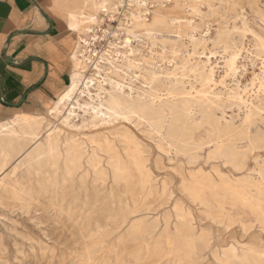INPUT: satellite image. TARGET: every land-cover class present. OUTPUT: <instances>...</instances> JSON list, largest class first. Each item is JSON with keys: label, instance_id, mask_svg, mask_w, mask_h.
Instances as JSON below:
<instances>
[{"label": "rangeland", "instance_id": "rangeland-1", "mask_svg": "<svg viewBox=\"0 0 264 264\" xmlns=\"http://www.w3.org/2000/svg\"><path fill=\"white\" fill-rule=\"evenodd\" d=\"M144 1L146 5L142 6ZM257 2L264 10V0ZM131 9L143 10L147 15L145 22L131 26L140 35L133 42L132 51L129 47H121L126 32L125 28L118 26L126 22L127 12ZM125 10L124 13L116 12L113 20L102 23L100 37L95 44H91V48L97 57L111 48L109 41H114L124 55L116 67L125 65L127 59L140 63L138 72L131 70L128 78V84L137 92L154 80L182 74L181 66L188 57L187 50L191 49L192 36L197 39L210 36L212 40H217L216 29L220 22L232 26L240 21L234 0H135L131 6L126 5ZM243 12L252 27L264 37V20L250 11L247 2ZM105 29L107 35L104 37ZM234 38H238L236 34ZM246 41L247 47H250L249 39ZM129 51L132 53L128 54ZM238 64L242 86L251 89L254 76L261 69V60L256 57L240 58ZM87 73L93 74L94 70L89 68ZM223 75L220 68L217 76L222 78ZM67 86L48 103L47 110L37 106L29 110L10 109L0 114V120H4L16 112L42 113L44 123L41 135L52 127L62 140H75L84 150L81 168L69 177L60 162L55 182L50 183L45 191L40 190L44 173L38 167H30L22 154L12 156L0 170V264H161L159 250L168 247L163 233L165 218L172 215L178 202L193 215L197 232L203 233L209 244L203 250L205 259L199 264H213V249L221 250L236 242L255 244L264 251V231L256 216L249 207L231 199L229 189L215 170L214 165H218L219 170L228 172L224 165L201 161L192 177L190 170L193 167L182 156L171 159L158 148L145 126L137 125L136 121L112 120L97 126L84 124L90 114L84 115L81 110L79 116L72 120V125L63 124L50 108ZM84 100H87L86 97ZM223 100L227 104V113L238 119L239 108L228 95L223 94ZM109 150L122 154L128 163L127 154L140 152L151 170V183L142 187L138 182L139 174L132 171V182L117 184L108 166ZM95 156L100 160L98 169L105 170L106 180L101 173L96 174L90 164ZM249 165H255L253 159L249 160ZM200 167L202 170H198ZM235 175L240 176L241 173L235 172ZM195 179L196 182H192ZM183 182L197 189L201 199L209 206L192 197ZM220 200L224 203L223 208L220 207ZM157 218L159 226L147 239L148 246L145 245L144 232L129 234L131 223L136 222L134 220L153 221ZM172 220L169 229L174 233ZM243 224L251 228L246 232Z\"/></svg>", "mask_w": 264, "mask_h": 264}, {"label": "bare ground", "instance_id": "bare-ground-1", "mask_svg": "<svg viewBox=\"0 0 264 264\" xmlns=\"http://www.w3.org/2000/svg\"><path fill=\"white\" fill-rule=\"evenodd\" d=\"M133 2L135 0H90L89 10L85 8L79 14H69V25L79 31L80 40L71 55L72 73L68 87L52 104L51 113L65 125H72V120L79 116L81 110L85 112L84 115L90 114L88 122H83L84 124L97 126L112 120L136 121L137 125L145 126L153 135L158 148L171 159L182 156L193 167L190 170L192 177L201 161L224 165L228 172L219 170L216 167L218 165L214 167L220 180L229 189L231 199L249 207L264 231V37L252 27L243 9L247 2L250 11L262 20L264 10L257 0H234L239 22L232 26L220 22L216 29L217 40H212L210 36L199 39L192 36L191 49L187 50L188 57L181 66L182 74L178 76L175 73L170 77L154 80L137 92L128 84V78L131 70L138 72L140 63L127 59L125 65L116 67V63L124 55L118 48L119 44L114 41H109L111 48L97 57L95 50L91 48V44H95L100 37L102 23L113 20L116 12L124 13L126 5L131 6ZM143 5H146L145 1ZM146 19L147 15L143 10L131 9L127 12L126 22L118 25L125 28L126 32L120 43L121 47L132 49L133 42L140 35L131 26L145 22ZM209 30L210 27L208 32ZM235 34L237 39L234 38ZM106 35L105 29L103 36ZM246 39H249L250 47H247ZM246 57L261 60V69L256 72L251 89L244 88L238 77V60ZM89 68L94 70L93 74L87 73ZM220 68L224 72L222 78L217 76ZM250 91L253 93L248 94ZM223 94L228 95L239 108L238 119L227 113ZM85 97L87 100H84ZM43 123V116L18 114L10 123L0 124V170L12 156L22 154L30 167H38L44 173L40 190L45 191L50 183L55 182L60 162L69 177L81 168L84 150L75 140H62L52 127H48L45 134L41 135ZM125 138L127 139L126 136ZM130 153H126L128 163L122 154L108 151V166L114 181L117 184L122 181L130 183L133 181L131 173L136 171L139 174V184L142 187L148 185L152 177L147 159L140 152ZM96 156L90 164L95 173H101L106 180L105 170L97 167L100 160ZM250 159L255 163L253 167L249 165ZM235 172L241 175L236 176ZM192 182H196V179ZM183 186L192 197L209 206L201 199L197 189L185 182ZM112 192L114 193L113 190ZM178 203L174 206L172 215L164 217L163 233L168 247L159 250V260L161 264H199L205 259L203 250L209 244L205 241V235L197 232L193 215ZM219 204L223 208L221 200ZM170 220L174 221V233L169 229ZM134 221L136 222H132L129 227V234L144 232L145 245L148 246L147 239L153 236L159 226L158 218L153 221ZM243 228L247 232L251 226L243 224ZM212 256L213 264H264V251L251 243L236 242L221 250L213 249Z\"/></svg>", "mask_w": 264, "mask_h": 264}, {"label": "crops", "instance_id": "crops-1", "mask_svg": "<svg viewBox=\"0 0 264 264\" xmlns=\"http://www.w3.org/2000/svg\"><path fill=\"white\" fill-rule=\"evenodd\" d=\"M85 8L90 9V0H0V114L37 106L47 110L68 85L71 55L80 40L69 14ZM23 98L20 106L11 105ZM18 114L43 115L16 112L0 124Z\"/></svg>", "mask_w": 264, "mask_h": 264}, {"label": "water", "instance_id": "water-1", "mask_svg": "<svg viewBox=\"0 0 264 264\" xmlns=\"http://www.w3.org/2000/svg\"><path fill=\"white\" fill-rule=\"evenodd\" d=\"M23 32V31H22ZM24 32H29V30H26V31H24ZM25 101V98H23L19 103H12L11 105L12 106H20L21 104H22V102H24Z\"/></svg>", "mask_w": 264, "mask_h": 264}]
</instances>
